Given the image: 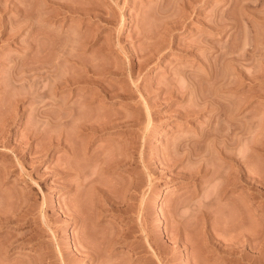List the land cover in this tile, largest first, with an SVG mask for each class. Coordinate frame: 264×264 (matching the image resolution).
Here are the masks:
<instances>
[{
	"label": "rangeland",
	"instance_id": "374dc122",
	"mask_svg": "<svg viewBox=\"0 0 264 264\" xmlns=\"http://www.w3.org/2000/svg\"><path fill=\"white\" fill-rule=\"evenodd\" d=\"M229 1L62 0L66 6H71L68 7L72 11L80 8L78 10L82 9V12L86 7L95 10L92 11L96 14L98 10L95 22H90L88 15L79 17L80 11L77 10L78 13L71 11L73 14H63L57 9L61 0H0V161L3 163L6 159L10 162L16 159L13 155L11 160L10 156L15 148L19 157L32 158L38 165L33 170L38 171L37 173L27 168L35 175L31 182L32 188L29 186L30 188L24 189H31V194L28 193L31 197L28 196L27 199L23 196V202L24 199L28 200L25 203L28 202L31 206L32 213L23 221L10 223L1 220H9L8 215L17 216L22 207L20 199H15L19 196L18 190L13 192L16 193L14 198L11 189L18 185L20 190L24 187L16 183L19 174L10 172L12 167L13 170L16 169L15 164H11L8 167L10 169L0 167V175H7V180H1L3 176H0V243L4 241L7 244L19 237H29L28 240L31 238L30 243L28 241L24 245L19 244V241L17 244L15 242L16 247L8 258H4L7 246H1L0 259H4L0 260V264H36L43 258L44 252L50 249L58 251V245L65 254V263L60 264H160L156 255L165 264H193L191 262H196L194 258L198 261L196 264H264V14L261 18L264 0H260V6L259 1L256 2L258 7H254L256 0H248L252 7L244 5L245 8L250 6L251 9H246L247 11H257L256 14L260 17L256 14L254 17L243 9L241 4H245L247 0H237L238 4L231 0L236 8ZM240 5L242 9L238 8ZM86 9L85 12L88 13L90 10ZM229 11L228 16L225 13ZM29 14L34 17L37 15L38 20L45 17L38 21L41 29H61L59 31L81 37L86 28L92 30L97 27V31L94 29L96 34L92 30L94 39L100 38V43L109 42V45H101L104 50L98 48L100 43L96 45L94 41L81 45L83 49L76 47L79 52L73 48L75 45L71 48L76 50L80 59L84 58L85 63L91 62L88 65L94 63L98 68L102 64L107 70L104 71L100 66L102 69H96L98 75H94L97 80L91 79L93 83L86 81L85 84L81 82L84 80V73L73 72L77 78L79 75L83 79H78L80 82L76 87L64 86L65 89L58 91L56 98H60L56 101L68 102L71 109L76 108L73 109L75 118L71 117L73 122L70 120L69 123L65 114L63 116V113H68V117L72 115L67 103L65 104L69 108L65 111L59 103L55 104L44 96V79H38L36 84L29 81L31 61L35 54L31 50L32 46L28 45L33 28L30 20L34 18ZM98 14L109 21L104 18V22L98 21ZM224 14L239 27H232L227 32L219 27L212 28L215 22L213 18L220 15L225 18ZM244 15L247 19L250 15L252 20L249 18L250 22L249 19L245 21L248 24L243 34L244 28L241 26L244 24L241 20H245ZM80 26L84 30H79ZM9 31L12 33L9 34ZM138 33L141 35L136 36ZM234 33L239 36L236 42ZM227 43L230 47L232 45L231 50L230 47L227 48ZM234 43L238 45L235 46ZM255 43L259 49L255 46L253 50ZM224 48L229 50L225 49L229 55L235 50L232 57L224 52ZM249 50H256V54L252 55L255 57H251L253 51L249 53ZM234 54L236 55L233 56ZM222 55L225 57L223 66ZM237 55L240 58H235ZM226 57L229 60L231 57V62L227 59V63H224ZM241 58L248 59L242 61L244 65L240 62ZM139 60L144 62H138ZM64 62L62 71L64 76L69 77L67 71L72 75L75 67L68 61ZM247 62L251 63L248 65ZM140 63L142 67L146 63V67L141 68L143 72L139 71L141 74L137 65ZM234 63L241 66L242 75L238 73L237 77L234 76ZM115 64L119 71H114ZM225 68L227 75L231 69L235 82L239 74L242 76L238 79L243 80L240 81L242 84L238 80L236 82L241 84L240 87L235 85L237 89H233L234 86H231L226 91L224 84L233 76L225 77ZM245 71L251 75L250 80H253L254 72L255 80H244L247 77L243 75L248 76ZM113 72H119L120 77ZM74 74L71 78H76ZM224 78L228 80L224 82ZM133 82L139 85L143 94L135 90ZM112 83L116 84L114 93L111 90ZM117 87L134 90V100L132 97L125 100L121 94L118 98ZM182 87L189 88L184 95L179 93ZM102 89L106 92L111 90L116 99L106 101L108 98L102 96ZM93 93L98 98L95 96L97 99L87 101L93 105L86 102L90 104L88 106H93L88 109L83 102L84 96ZM211 93L215 97L222 98L226 95L225 98H230L221 101H224V107H234L233 111L231 108L232 114L236 108L235 116L232 115L234 123L238 122L234 125L235 133L229 131L230 122L225 117H220L221 109L217 108L220 103H217V107L215 104V108L209 101ZM178 94L180 96L177 98ZM62 98L68 99L64 101ZM98 99L110 103H102ZM147 99L154 101L148 102V112L144 107ZM171 100H175L174 104H169ZM204 103H207L205 108ZM188 107L196 112L192 113V118V114L188 116L183 111ZM190 109L187 113H190ZM179 110L182 112H178ZM184 112L188 116L186 119L180 117L181 113L185 116ZM226 113L230 114L229 111ZM213 116L219 117V120ZM59 118L67 120V124L61 119L62 125ZM87 120L94 123L90 124ZM219 121L220 125L225 123L227 126L222 125L224 130L218 126ZM84 123L89 124L87 126L90 128L97 123L99 131L94 130L95 125L88 131ZM104 123L106 126L101 125ZM211 124L218 126L217 130H222L220 138H216L219 136H216L218 131L215 133L216 129ZM83 126L86 131L82 129L80 132ZM208 127L214 130L216 141L213 133L208 138H214L215 143L221 138L222 141L223 138H227V141L232 139V143L228 141L230 145L226 144L227 146L224 144L226 139L222 146L219 144L221 141L217 142L220 149L224 147L225 150V146L228 148L227 156L224 150L217 149L218 144L212 138L209 143L208 138L207 141L202 138L201 132L209 129ZM102 129L104 132H101ZM199 137L206 143L201 140L200 145ZM229 154L232 155L231 158ZM120 159L121 163L126 160V164H120L118 168L114 163L116 164V160L120 162ZM40 188L46 194L45 199H42ZM162 191L164 193L160 203H154ZM13 200H18L21 207ZM9 203L14 204L9 209L11 211L7 210ZM13 209H18V212L15 214ZM43 215L47 222L43 221ZM154 251L156 255L153 254ZM172 251L176 253V260L170 263ZM186 255L190 259L187 257L188 260H185Z\"/></svg>",
	"mask_w": 264,
	"mask_h": 264
},
{
	"label": "bare ground",
	"instance_id": "6f19581e",
	"mask_svg": "<svg viewBox=\"0 0 264 264\" xmlns=\"http://www.w3.org/2000/svg\"><path fill=\"white\" fill-rule=\"evenodd\" d=\"M90 1V0H89ZM231 1V0H230ZM229 1V2H230ZM233 1V0H232ZM235 1H237V0H234L233 2H235ZM243 1V0H242ZM242 1H241V3H242ZM257 1H259V6H260V4H262L261 2H260V0H256L255 1V4H254V7H258V5L256 4V2ZM262 1V0H261ZM47 2H48V0H47ZM51 2V1H50ZM58 2H60V1H58ZM61 2H62V0H61ZM233 2H230V5H233V7L235 6L234 4H231V3H233ZM240 2V1H239ZM249 2H252V0L251 1H249ZM46 3V2H45ZM52 3V2H51ZM63 3V2H62ZM62 3H59V4H61L60 5V7L59 8H57L58 10H60V11H62V13L63 14H65V13H67V12H70V14H73L72 12H74L75 13V11L77 10V11H80L79 12V17H83V16H86V15H88L87 17L90 19L89 21L90 22H93L94 20H95V18L97 17V16H95L98 12V10L96 11V14H94V12L93 11H95V10H90V8H87L86 9V7H85V9L86 10H88L89 12L87 13V12H85V9H83L84 11H82L81 12V10H78V9H80V8H77V7H73V8H77V9H75V11H72L68 6H70V5H68V6H66L64 3L62 4ZM91 3V2H90ZM240 3V4H241ZM95 4V3H94ZM97 4V3H96ZM235 4H236V2H235ZM237 4H238V1H237ZM248 4V0L245 2V4H241L242 5V7L244 6V5H247ZM252 4V3H251ZM64 5V6H63ZM241 5H240V7H238V8H240V9H242V7H241ZM248 5H250V4H248ZM257 5V6H256ZM58 6V5H57ZM239 6V5H238ZM251 6V5H250ZM250 6H248V8L246 7L245 8V6L243 7V9H245V11H247L246 9H249L250 8ZM71 7V6H70ZM80 7H81V5H80ZM87 7H89V5L87 6ZM92 7V6H91ZM94 7V6H93ZM96 7V6H95ZM100 7V6H99ZM252 7V6H251ZM56 8V7H55ZM82 8V7H81ZM235 8H236V6H235ZM56 9V10H57ZM96 9H99V8H97L96 7ZM101 9V8H100ZM251 9V8H250ZM259 8H257V10H258ZM262 9V8H261ZM74 10V9H73ZM237 10H239V9H237ZM237 10L235 11V12H237ZM253 10H254V8H253ZM72 11V12H71ZM76 11V13H78ZM100 11H102V10H100ZM100 11H99V13H100ZM228 11V10H227ZM226 11V12H227ZM240 11V10H239ZM254 11H256V8H255V10ZM259 11V10H258ZM261 11V10H260ZM34 12V11H33ZM37 12V11H36ZM59 12V11H58ZM65 12V13H64ZM103 12V11H102ZM241 12V11H240ZM239 12V13H240ZM250 13V10L249 11H247V13ZM61 13V14H62ZM242 13L244 14L245 12L244 11H242ZM247 13H245V14H247ZM256 13H258L257 11L254 13V12H252L251 11V15L252 16H254V14H256ZM34 14H35V12H34ZM55 14V13H54ZM56 14H57V11H56ZM225 14H227L228 16L230 15V11L228 12V13H225ZM224 14V15H225ZM261 14V13H260ZM264 13H262L261 14V18H262V15H263ZM29 15H31V14H29ZM33 15V14H32ZM31 15V16H32ZM58 15H60V13L58 14ZM99 15V14H98ZM101 15V14H100ZM99 15V17H100V19L98 20V21H103L104 22V20H103V18H102V16H100ZM227 15H225L226 17V19L224 18V16L223 15H220V16H216L215 18H213V20L215 19V22H213V26H212V28H215V27H219V28H222L223 29V31L224 32H227V31H229L230 30V28H232V27H239L238 26V24L237 23H234V21L233 20H231L230 18H227L228 16ZM231 15L233 16L234 15V13H232L231 12ZM256 15H259V14H256ZM37 16V15H36ZM36 16L34 17V16H32V17H34L33 19L31 18V20H30V18H29V20H30V25L33 27L32 28V32H30L31 33V35L29 36V42H28V45H31L32 46V49L31 50H33L34 52H35V54L33 55V57H32V61H31V67H30V74H29V76H28V78H29V81L32 83V84H36L37 82H38V79H44L45 80V83H44V85H43V89H44V94H46V95H44V96H46L47 98H49L50 100H52L53 101V103H59L58 101H56V100H58L59 98H56L57 97V94H58V91L59 90H61V89H63L64 88V86H74V87H76L77 85L76 84H79V82H80V80H78V79H83L81 76H79L78 75V78L76 77L77 75H75L73 72H82V73H84L83 75H84V80H81V82L83 83L84 82V84L85 83H89V81H91V79L92 80H94V79H96V76H94L95 75V73H97V70L96 69H98V68H103V70L104 71H107L105 68H106V66H104L103 67V65L101 64V65H96V66H98V68L97 67H95V65H88L89 63H91V62H84L85 60H84V58L83 59H80L81 57H79V55H77V53L75 52L76 50L78 51V49L79 48H82L81 47V45L82 46H84V45H88V44H91V42L93 43V41L95 42V44L97 45V44H99L100 43V38H98V39H100V40H98V39H94V33H95V30H96V28L95 27H93V29H92V27H91V29L92 30H94V33H93V31L92 30H88L87 28L84 30L83 29V26H80V28H78L79 30L80 29H83L84 30V33H81V37L80 36H76L75 34H70V33H68L67 31H65V32H62V31H59V30H61V29H59V30H56V31H49L48 29H41L39 26H38V21L39 20H41L42 18H45L44 16L41 18V19H37L36 18ZM62 16V15H61ZM113 16V15H112ZM235 16V15H234ZM245 16V17H244ZM243 17L245 18V20L243 21V19L241 20L242 22H243V26H241V27H243L244 29H242V30H244V32H242L243 34L245 33V26L248 24H245V21L246 20H248L249 18H251L250 17V15L248 16L249 18L247 19V17H246V15H244ZM264 16V15H263ZM39 18H40V16H38ZM58 17V16H57ZM98 17V18H99ZM220 17V18H219ZM224 18V19H221V18ZM236 17V16H235ZM255 17V16H254ZM253 17V18H254ZM259 17H260V15H259ZM63 18V17H62ZM102 18V19H101ZM109 18V17H108ZM113 18V17H112ZM238 18V17H237ZM256 18H257V16H256ZM105 19V21H109L108 19H106V18H104ZM239 19V18H238ZM28 20V21H29ZM43 20V19H42ZM251 20H252V18H251ZM87 21V20H86ZM95 22V21H94ZM247 22V21H246ZM249 22H250V19H249ZM83 23V22H82ZM86 23V22H85ZM87 23H89V22H87ZM99 23V22H98ZM101 23V22H100ZM106 23V22H105ZM111 23V22H110ZM234 23V25H232ZM108 24H109V22H108ZM87 27H88V25H86ZM97 26H98V24H97ZM106 27V26H105ZM110 27V26H109ZM172 27V26H171ZM11 28H13V27H11ZM170 28V27H169ZM168 28V29H169ZM233 28V29H234ZM89 29H90V27H89ZM225 29V30H224ZM229 29V30H228ZM236 29V28H235ZM103 30V29H102ZM172 30V28L170 29V31ZM241 30V29H240ZM11 31V30H10ZM8 32L9 34H11L12 32ZM12 31H13V29H12ZM78 31V30H77ZM97 31V30H96ZM138 31V30H137ZM141 31V30H140ZM78 32H80V31H78ZM83 32V31H82ZM235 32V31H234ZM72 33V32H71ZM86 33V34H85ZM141 33V32H140ZM140 33H138V35H136V36H139V34ZM83 34H85V35H83ZM96 34V33H95ZM98 34V33H97ZM235 34V33H234ZM85 36V37H83V36ZM141 35V34H140ZM97 35H95V37H96ZM99 36V35H98ZM232 36V38H233V34L231 35ZM231 36H230V38H231ZM235 37H236V39H235ZM237 37H239V36H236V34H235V36H234V39H231V40H234L235 42H236V40H237ZM201 41V40H200ZM233 41V42H234ZM103 42V41H102ZM100 43L99 45V47L98 48H102L103 46H101V45H109V42H108V44L106 43V42H103V43ZM119 42V41H118ZM232 42V41H231ZM231 42H228V43H231ZM228 43H227V45H228ZM235 44V43H234ZM237 44V43H236ZM236 44H235V46H236ZM75 45V46H74ZM76 45H78V46H76ZM80 45V46H79ZM238 45V44H237ZM252 45H253V43H252ZM72 46H74L73 48H75L76 49V47H78V49H74L75 51H73V49H71L72 48ZM90 46V45H89ZM256 46V43L254 44V47H253V50H254V48H256L255 47ZM228 47H230L229 45L227 46V48ZM231 47H232V45H231ZM231 47L229 48L230 50H231ZM227 48H224V52H226L227 53ZM234 48V47H233ZM83 49V48H82ZM85 49V48H84ZM86 49H87V46H86ZM103 49V48H102ZM225 49H227V50H225ZM257 49H259V47H257ZM73 52H72V51ZM104 50V49H103ZM252 50V51H253ZM96 51V50H95ZM94 51V52H95ZM100 51H102V50H100ZM234 51L235 50H232L231 52H233L234 53ZM250 52L249 53H251L252 51L251 50H249ZM79 52V51H78ZM103 52V51H102ZM228 52H229V50H228ZM75 53V54H74ZM80 53H81V51H80ZM226 53H225V56H226ZM232 53V54H233ZM248 53V54H249ZM79 54V53H78ZM232 54L231 55H229L228 53H227V55H229V56H231L232 57ZM254 54H256V50L255 51H253V54L251 53L250 55H251V57H255V56H252V55H254ZM236 54H234L233 56H235ZM249 55V56H250ZM231 57H230V60H229V58H227L226 57V61H224V63L226 62L227 63V59H228V61L229 62H231ZM250 57V58H251ZM235 58H240V56L238 57V55L235 57ZM223 59H225V57H223V55H222V66H223ZM242 59V58H241ZM245 59H247V58H245ZM245 59H242L241 61H240V59H239V61L240 62H242V61H244ZM84 60V61H83ZM131 60V59H130ZM236 60V59H235ZM248 60V59H247ZM263 60V59H262ZM64 61H68V62H70L74 67H75V70H73L72 71V73L75 75V77L76 78H71L72 76H73V74L71 75V72L69 73L68 71H67V73L68 74H70L69 75V77H66V76H64V72L62 71V64H64L65 62ZM246 61V60H245ZM100 62H102V61H100ZM138 62H144V60L143 61H141V60H139ZM137 62V63H138ZM233 62V61H232ZM98 63V62H97ZM97 63H95V64H97ZM103 64H104V62H102ZM130 63H131V61H130ZM243 63V65H244V62H242ZM241 63V64H242ZM248 63V65L251 63H249V62H247ZM71 64H70V66H71ZM85 64V65H84ZM98 64H100V63H98ZM144 64V66H145V64L146 63H143ZM231 64V63H230ZM246 64V63H245ZM261 64V63H260ZM131 65H132V63H131ZM133 65H135V64H133ZM138 65V72L141 70L142 71V69L141 68H143L142 67V64L140 63V64H137ZM73 66H71L72 68H73ZM101 66V67H100ZM233 69H234V73H235V77H237L236 75H238V73H240L241 75H242V73H241V66L239 67V65L238 64H236V63H234L233 64ZM118 67H119V65H118ZM146 67V66H145ZM224 67H225V65H224ZM77 68V69H76ZM101 68V69H102ZM132 68H134L133 66H132ZM243 68V67H242ZM74 69V68H73ZM79 69V70H78ZM116 69H118L117 68V66H116V64H115V68H114V71H119V69L118 70H116ZM130 69H131V66H130ZM144 69V68H143ZM226 69V76L225 77H228L229 75H231V76H233L232 74H231V69H229V75H227V68H225ZM261 69H263V67L261 66ZM100 70V69H99ZM121 71V70H120ZM252 71V70H251ZM251 71H250V73H251ZM253 71H255V70H253ZM99 72V71H98ZM100 72H101V70H100ZM99 72V73H100ZM134 72V71H133ZM143 72V71H142ZM141 72V73H142ZM246 72V74L248 75L249 73L247 72V71H245ZM244 72V73H245ZM81 73V74H82ZM102 73V72H101ZM100 73V74H101ZM114 73V72H113ZM116 73V72H115ZM114 73V74H115ZM119 73V72H118ZM118 73L117 74H115V75H117L118 76ZM140 73V72H139ZM140 73V74H141ZM208 73H210V72H208ZM237 73V74H236ZM255 73H257L256 71H255ZM255 73L254 72H252V74L254 75V77L256 78V76H255ZM68 74H66L67 76H68ZM78 74V73H77ZM132 74V73H131ZM130 74V75H131ZM240 74H239V76H240ZM97 75H98V73H97ZM120 75H122V72H121V74ZM209 75V74H208ZM208 75H206V78H208L207 76ZM225 75V74H224ZM223 75V76H224ZM260 75V74H259ZM233 76V80H234V77ZM239 76H238V79H240L242 76H240V78H239ZM244 77H247L246 79H244V80H247L248 81V79H249V81H253V80H255L254 79V77H253V80L251 79L250 80V76L251 75H248V76H245V75H243ZM98 77V76H97ZM120 76H118V78H119ZM209 77H210V75H209ZM230 77V76H229ZM98 78H100V77H98ZM101 79V78H100ZM99 79V80H100ZM225 80H224V82L226 81V80H228L227 78H224ZM230 80L229 79V82H225V84H224V86L226 87V91L228 90V88L229 87H231V86H234L233 87V89H237L236 87H235V85L236 86H241V82H243V80L241 79V80H238L239 81V83H241V84H237L236 82H237V80H236V82H235V80L233 81V80ZM236 79V78H235ZM97 80V79H96ZM119 81H120V79H118ZM121 80H122V78H121ZM87 81V82H86ZM117 81V80H116ZM241 81V82H240ZM92 82V81H91ZM222 82V84H223V81H220V83ZM93 83V82H92ZM134 83V87H135V90L136 91H139V93H142V91L140 90V88L138 87L139 85H137L135 82H133ZM132 83V84H133ZM95 84V83H94ZM220 85L221 87L223 86V85ZM76 85V86H75ZM82 85V84H81ZM93 85V84H92ZM111 86H112V88H111V90H114V87L116 88V84L114 85V83H112V84H110ZM79 87H80V85H78ZM118 86V85H117ZM126 86V85H125ZM127 86H129V85H127ZM89 87V86H88ZM132 87V86H131ZM224 87V88H225ZM73 88V87H72ZM119 88V89H118ZM125 88V87H124ZM65 89V88H64ZM106 89H108V88H106ZM109 89H110V86H109ZM117 89L121 92H119L118 90V92L117 93H119V94H117V97L119 98V96H120V94L121 95H123V96H121V97H123V98H125V100L126 99H129L130 97H132L131 99L132 100H134V96L133 95H135V94H132L133 92H134V90L133 91H129V89H127V88H125V89H121L120 87H117ZM127 89V90H126ZM230 89V88H229ZM232 89V90H233ZM105 91V89H102V90H100V91H102L103 92V95L102 96H104L105 98H108V99H106V101L107 100H114V99H116L114 96V92H116L115 90L113 91V93H112V91ZM132 90V89H131ZM189 90V88L188 87H182V89L179 91V93H180V95H184L185 94V92H187ZM222 90V89H221ZM71 91V90H70ZM99 91V90H98ZM141 91V92H140ZM229 91V90H228ZM92 93V92H91ZM97 93V92H96ZM101 93V92H100ZM112 93V94H111ZM223 93V92H222ZM73 94L75 95V92H73ZM143 94V93H142ZM142 94H140V96L143 98L144 96L142 95ZM224 94V93H223ZM69 95V94H68ZM70 95H71V92H70ZM69 95V96H70ZM73 95V96H74ZM119 95V96H118ZM179 94L178 95H176V97L178 98L179 96H180ZM214 95H215V93H214ZM221 95V94H220ZM61 96V95H60ZM68 96V97H69ZM72 96V95H71ZM70 96V97H71ZM98 96L97 94L95 95L94 93L93 94H88V95H85L84 97V100H83V102L85 103V105L87 106V108L88 107H93L92 105V103H90L91 101L90 100H93V99H97L96 97ZM136 96V95H135ZM138 96V95H137ZM205 96V95H204ZM204 96H202L204 99H208V97H204ZM209 96V95H208ZM210 96L212 97L213 96V94L211 93L210 94ZM216 96H217V94H216ZM229 97H232V96H230V95H228ZM121 97H120V99H121ZM134 97V98H133ZM139 97V96H138ZM211 97H210V100L209 101H211V103H213L214 104V107H215V104H216V107L219 105H217V103H220V105L217 107L219 110L221 109V111H220V113L221 114H223V115H221L220 113H219V111L216 109L215 111H218L217 113L218 114H220V117H225V120L227 119L229 122H230V124H231V126H230V124L228 125V128L230 129L229 131H231L232 133L235 131V123L237 122H235L234 123V121H235V118L232 116V115H234V113H236L235 112V109H234V113L232 114L231 112L233 111V108L232 107H230V105H227L226 103V105H227V107L225 106H223L222 104H223V102L221 101V99L223 100V99H229L230 100V98H225L226 97V95L225 96H223L222 97V95H221V97L222 98H219L220 96H217V97H215V96H213V99H211ZM56 98V99H55ZM122 98V99H123ZM145 98V97H144ZM64 101L65 100H67L66 98L64 99V98H62ZM104 99V98H103ZM130 99V100H131ZM146 99V98H145ZM144 99V100H145ZM149 99V98H148ZM147 99V101H145V103H144V107H145V109L147 110L146 112H148L149 110H150V105H149V103L151 102H154L153 100L152 101H149ZM202 99V98H201ZM203 99V101H205ZM232 99V98H231ZM98 100H100V99H98ZM208 100H206L207 102H208ZM49 101V100H48ZM51 101V102H52ZM87 101H90V102H87ZM96 101V100H95ZM101 101V100H100ZM104 101H105V99H104ZM103 101V102H104ZM111 101V102H112ZM205 101V102H206ZM227 101V100H226ZM61 102V101H60ZM86 102L87 103H90V104H92L91 106H88V105H90V104H86ZM102 102V101H101ZM100 102V103H101ZM102 102V103H103ZM115 102V101H114ZM149 102V103H148ZM174 102H175V100H171V102L169 103V104H174ZM233 102V101H232ZM232 102H231V104H232ZM49 103V102H48ZM65 103H67L68 104V102H64V103H59L60 105H61V107L65 110V109H67L68 110V106L65 104ZM95 103V102H94ZM101 103V104H102ZM104 103H110L109 101L108 102H104ZM210 103V104H211ZM50 105H51V103H49ZM54 104V105H55ZM58 104V105H59ZM131 104V106H133L132 105V103H130ZM210 104H208V105H210ZM230 104V103H229ZM69 105V104H68ZM84 105V104H83ZM103 105V104H102ZM137 105V107H140V106H138V104H135V106ZM153 105V104H152ZM204 105H206V106H203L204 108L205 107H207V103L205 104L204 103ZM70 106V105H69ZM106 106H108V105H106ZM210 106H212L211 108H213V105L211 104ZM210 106H208V108L210 107ZM53 107V106H52ZM57 107V106H56ZM60 107V106H59ZM85 107V106H84ZM104 107H105V105H104ZM134 107V106H133ZM215 107V108H216ZM221 107V108H220ZM229 107V108H228ZM86 108V109H87ZM135 108V107H134ZM214 108V109H215ZM226 108H228V110H226ZM231 108H232V111H231ZM237 108H238V105H237ZM240 108V107H239ZM239 108H238V110H239ZM53 109V108H52ZM70 109H71V106H70ZM73 109H75L76 110V108H72L71 110H72V115L70 116V117H68V113L66 114V113H63V111H62V113H63V116H64V114H65V116L67 117L66 119H68V121H69V123H70V120L73 122V119L75 118V114L73 113ZM89 109V108H88ZM138 109V108H137ZM187 108H185L183 111H186V115L188 114V116L190 115V114H192V113H194L195 111L193 110L192 111V109H190L189 107H188V112H189V109H190V113H187V110H186ZM225 110H226V112H228L229 111V113L231 114H228V113H226L225 112ZM52 111V110H51ZM50 110H49V112H51ZM61 111V110H60ZM59 111V112H60ZM66 111V110H65ZM192 111V112H191ZM214 111V110H213ZM237 111V110H236ZM178 112H182V111H178ZM70 113H71V111H70ZM151 113V112H150ZM196 113V112H195ZM52 114V113H51ZM78 114V113H77ZM148 114V113H147ZM216 114V113H215ZM183 115H185V112H184V114ZM186 115L185 116H182V113H181V116H180V113L178 114V117L180 116L181 118H188V116L186 117ZM193 116H191V118L192 117H194V114H192ZM214 115V114H213ZM72 116H74V118L72 117ZM148 116H149V114H148ZM216 116V115H215ZM215 116H213V117H215ZM219 116V115H218ZM235 116V115H234ZM73 119H72V118ZM64 118V117H63ZM190 118V117H189ZM216 118V117H215ZM219 118V117H218ZM218 118H216L217 120H219ZM60 119V118H59ZM62 119V118H61ZM61 119H60V122H61ZM77 119V118H76ZM148 119V118H147ZM223 119V118H222ZM238 119V118H237ZM50 120V119H49ZM65 120V119H64ZM64 120L62 119V122L63 123H65L64 122ZM92 120V119H91ZM211 120V119H210ZM215 120V119H214ZM224 120V119H223ZM224 120V122H226ZM66 121V123H65V125L67 124V120H65ZM88 121V120H87ZM90 121V120H89ZM88 121V122H89ZM96 121H99V120H96ZM148 121V120H147ZM212 121V120H211ZM220 121H222V120H220ZM219 121V125L218 126H221L220 128L222 129V130H224L223 129V127H222V125L224 126V127H227L226 125H225V123H223L222 125H220V122ZM61 122V124L62 125H64L63 123ZM79 122H81V121H79ZM84 122H86L85 120H84ZM101 122V121H100ZM149 122V121H148ZM151 122V121H150ZM149 122V123H150ZM213 122V121H212ZM223 122V121H222ZM82 123V122H81ZM87 123V122H86ZM90 124H93L92 123V121L91 122H89ZM97 123H99V122H97ZM96 123V124H97ZM227 123V122H226ZM96 124H94L93 126L95 127V129L94 130H96V132H98L99 130L97 129V126H98V124L96 125ZM100 124V123H99ZM106 123H104V124H101V125H105ZM210 124V123H209ZM208 124V125H209ZM228 124V123H227ZM237 124H238V122H237ZM87 125H89V124H87ZM87 125H85V123H84V126L86 127ZM101 125H99V127H101ZM107 125H108V123H107ZM111 125H113L112 123H111ZM212 125V124H211ZM211 125H210V127H211ZM78 126H80V123H79V125ZM84 126H83V128H81V130H79L80 132H82V129H84ZM92 126V127H93ZM106 126V125H105ZM104 126V127H105ZM213 126V125H212ZM218 126H213V127H215V128H213L214 130H215V133L218 131V133L216 134V136L217 135H219V136H217L216 138L218 139V138H220L221 136H220V132L222 131H220V128H219V130H217V128H218ZM81 127H82V124H81ZM91 127V128H92ZM98 127V128H99ZM103 126L101 127V128H103V129H107V127L106 128H104ZM109 127V126H108ZM114 127H116L117 128V125H115ZM119 127L121 128L122 126L121 125H119ZM206 127V126H205ZM238 127V125L236 126V128ZM87 128H88V131H89V129H91L90 127H88L87 126ZM86 128V129H87ZM101 128H99V129H101ZM207 128V127H206ZM209 128V127H208ZM212 128V127H211ZM211 128H209V129H204V131H202L201 129V134H202V138H204V140L205 141H207V139L206 138H208V137H210L211 136V134L213 133V131H212V129ZM92 129V130H93ZM103 129L101 130V132L103 131ZM109 129H112V127H110ZM115 129V128H114ZM118 129V128H117ZM227 129V128H226ZM2 130V129H1ZM85 130V129H84ZM91 130V131H92ZM108 130V129H107ZM238 130V129H237ZM86 131V130H85ZM228 131V130H227ZM79 132V133H80ZM104 132V131H103ZM226 132V131H225ZM215 133H213L214 134V138H215ZM223 133V132H222ZM227 133V132H226ZM226 133H224V136H225V134ZM230 133V132H229ZM235 133V132H234ZM236 133H237V131H236ZM7 134V133H6ZM27 134V133H26ZM200 134V135H201ZM212 134V135H213ZM4 135V134H3ZM229 135V134H228ZM236 135V134H235ZM234 135V136H235ZM7 136V135H6ZM233 136V135H232ZM232 136H230V137H232ZM237 136V135H236ZM235 136V137H236ZM66 137H68V136H66ZM201 137V136H200ZM199 137V139H200V141H199V139L197 140V141H199L198 143H200V145H201V143H202V141H204V140H202L201 138ZM238 137H239V135H238ZM6 138H8V136L6 137ZM5 138V139H6ZM212 138V137H211ZM211 138H208V143H209V139H211ZM214 138H212V141H213V139ZM216 138H215V141H216ZM68 139V138H67ZM226 139V143H224L225 145L227 144V145H230L229 143L232 141V139H231V141H229V143H228V141H227V138H225ZM225 139L223 138V141H225ZM229 139V138H228ZM233 139H236V138H234L233 137ZM239 139V138H238ZM237 139V140H238ZM58 140V139H57ZM202 140V141H201ZM204 141V143H206ZM221 141V143H219V142ZM217 142L219 143V144H221V146H222V143H223V141H222V138H221V140H218ZM234 141V140H233ZM1 142H2V140H1ZM66 142V141H65ZM68 142H69V140H68ZM210 142H211V140H210ZM214 142V141H213ZM216 142V143H217ZM3 143V142H2ZM31 143V142H30ZM203 143V145L205 146V144ZM215 143V142H214ZM214 143H212V144H214ZM215 143V144H216ZM217 143V144H218ZM232 143V142H231ZM233 143H235V142H233ZM26 144H28V141H27V143ZM217 145V149H219L220 151H222V150H224V147H223V149H222V147H221V149H220V145ZM223 144V146H225ZM30 145H32V144H30ZM207 145V144H206ZM226 145V146H227ZM216 146V145H215ZM214 146V147H215ZM225 146V152L227 151L226 150V147ZM231 146H233V145H231ZM219 147V148H218ZM216 148V147H215ZM230 148V147H229ZM33 149V148H32ZM35 149V148H34ZM228 149V148H227ZM38 150V149H37ZM12 151V150H11ZM18 151V150H17ZM17 151H15V148H14V150L12 151V155H10L11 156V160L13 159V155L15 156V158L16 159H13L11 162L10 161H6V160H8V159H6V160H4L3 161V163L2 164H0L1 166V168H3V169H6V168H8V167H11L12 165L14 166V164H15V166H14V169H15V167H16V169L15 170H13V167L10 169V168H8V169H10V172H14V173H16V175H18V177L16 178L18 181H16V183L18 182V183H20V184H22L23 186L22 187H24V188H22V190H20V189H18L19 188V185H18V187L17 186H13L14 188V190L13 189H11V191H12V193L11 194H13V192L14 191H16V189L18 190V195L19 196H21L20 198H19V196L17 197V198H15L14 197V195L16 196V193H14L13 194V197L15 198V199H20V201L19 202H21V203H19L20 205H22V207L21 206H19V204H18V200L17 201H14V202H17V205L19 206V207H21V212H19V214L17 213L18 212V209H19V207H18V209H13V212L15 211V214L17 213V216H11V215H8L9 213H7V215L8 216H11V217H8L7 216V218H10L9 220L7 219V220H1L2 222L3 221H5L6 223H10V222H19V221H23V220H25V218L29 215V213H32L31 212V206L28 204V202L27 203H25L26 202V200L28 199L27 197L28 196H30L31 197V195H29V194H31V189L29 190H24L25 188H28L29 186L31 187V182L32 181H34L33 180V178H34V175H32L31 174V172L36 168V166H38V165H36V161H34V159H32V158H29V157H26L25 158V156H18V154H17ZM29 151H32V150H29ZM219 151V152H220ZM223 151V152H224ZM222 152V153H223ZM224 152V154L226 155L227 153H229L228 151L225 153ZM221 153V152H220ZM6 155V154H5ZM222 155V154H221ZM230 155V154H229ZM30 156H33V158H34V155H30ZM227 156V155H226ZM23 157V158H22ZM232 157V155H230V158ZM124 158V157H123ZM10 159V158H9ZM20 159H23V160H20ZM25 159V160H24ZM119 160V159H118ZM123 160V159H122ZM124 162L123 163H125L126 164V160H123ZM38 162V161H37ZM116 162V164L114 163V166H118V168H119V166H120V164L121 165H125V164H123V163H121V159H120V162L119 161H115ZM232 162V161H231ZM12 164V165H11ZM113 165V164H112ZM111 165V166H112ZM110 166V167H111ZM26 167V168H25ZM123 167V166H122ZM32 170L31 172L28 170ZM113 168H116V167H113ZM121 168V167H120ZM127 168V167H126ZM39 169V168H38ZM57 169L58 170H60V168H58L57 167ZM12 170V171H11ZM37 170V169H36ZM117 170V169H116ZM5 172L7 173V171L5 170ZM4 172V173H5ZM9 172V171H8ZM9 172V173H10ZM36 173L38 172V171H35ZM34 171H33V173H35ZM15 175V174H14ZM40 175V174H39ZM44 175H45V173H44ZM1 177L3 176V179L1 178V180H7V175L6 174H3V175H0ZM13 176V175H12ZM36 176H38V174L36 175ZM40 177V176H39ZM42 178V177H41ZM9 181V180H8ZM44 181V180H43ZM4 182V181H3ZM13 182H15V181H13ZM37 183V182H36ZM14 184V183H13ZM11 186V185H10ZM29 187V188H30ZM0 188H1V186H0ZM32 188V187H31ZM10 189V188H9ZM3 190V189H2ZM40 191H41V194H42V199H45V192L43 191V188H40L39 189ZM29 193V194H28ZM163 193H164V191H162V193L161 194H159L158 196H157V198H156V201L154 202V203H156V204H159L160 203V200L162 199V197H163ZM27 194V195H26ZM4 195V194H3ZM23 196H24V198L26 197L27 199L25 200L24 199V201L25 202H23ZM29 197V198H30ZM10 199H12V198H10ZM4 200H5V198H4ZM8 200V199H7ZM11 201V200H10ZM9 201V202H10ZM13 201H12V203H13ZM28 201V200H27ZM30 201V200H29ZM22 202H23V204H22ZM44 203V202H43ZM16 204V203H15ZM25 204H26V206H25ZM14 205V204H13ZM13 205H11L10 203H9V208L7 209L8 211H11V210H9V209H12L11 207L13 206ZM29 206V208H30V210H28L29 208H28V206ZM44 205V204H43ZM15 206V207H16ZM16 207V208H17ZM28 209H27V208ZM30 211V212H29ZM66 211V210H65ZM12 212V213H13ZM11 214V213H10ZM5 215V214H4ZM13 215V214H12ZM31 215V214H30ZM45 215V214H44ZM44 215L42 216V219H43V221H46V220H44V218L46 217V215H45V217H44ZM4 218H6V217H4ZM28 218H30V217H28ZM27 219V218H26ZM46 219V218H45ZM5 222L3 223V225L5 224ZM47 222V221H46ZM1 223V222H0ZM2 224V223H1ZM44 224H46V223H44ZM47 225H49V224H47ZM49 227V226H48ZM51 229V228H50ZM167 233V232H166ZM3 236V235H2ZM4 237H6V236H4ZM3 238V237H2ZM1 238V239H2ZM21 237H19V239H14L15 241H11V239H10V241L11 242H7V244H6V242H2L1 241V243H3V244H6L5 245V247H3L4 245L2 244V245H0V247L2 246V248H6V246H7V248L5 249L6 251H5V253H4V258L5 257H10V255H11V251L13 250V249H15V247H16V244H17V242L19 243V244H23L24 245V243H26V242H28L29 241V243H30V241H31V238H30V240H28L29 239V237H27L26 239L25 238H21ZM33 238H36V237H33ZM39 239V238H38ZM3 240V239H2ZM5 241H7V239H4ZM9 240V239H8ZM40 241H41V239H40ZM175 241V240H174ZM177 241V240H176ZM15 242H16V244H15ZM47 242V241H46ZM179 242V241H178ZM0 243V244H1ZM177 243V242H176ZM180 243V242H179ZM50 244V243H49ZM58 245V244H57ZM151 245V244H150ZM178 245V244H177ZM180 245H182V243L180 244ZM47 246H48V244H47ZM51 246V245H50ZM52 247V246H51ZM174 247H176V246H174ZM58 251H56V252H54L53 250H47L48 252H44V255H43V253H42V255H43V260L41 261H38L36 264H60V263H65V257H64V252L62 251V249H61V247H59V245H58ZM171 249H173V247L171 248ZM178 249V248H177ZM2 251L4 250V249H1ZM15 251V250H14ZM170 251V250H169ZM178 251V250H177ZM4 252V251H3ZM168 253V252H167ZM153 254L154 255H156V253H155V251L153 252ZM170 254V253H169ZM178 254V253H177ZM175 255H176V253H174L173 251H172V253H171V256H170V259H169V261H170V263L174 260H176L175 259ZM208 255V254H207ZM206 255V256H207ZM3 256V255H2ZM40 256H41V254H40ZM40 256H38V257H40ZM181 256V255H180ZM211 256V255H210ZM38 257H36V258H38ZM42 257V256H41ZM168 257H169V255H168ZM167 257V258H168ZM177 257H178V255H177ZM176 257V258H177ZM186 258H185V260H188L187 259V255L185 256ZM1 258V257H0ZM3 258V259H4ZM6 258V259H7ZM155 258H156V260L157 261H159L160 262V264H165V263H163V262H161V259L159 258V256L158 255H156L155 256ZM189 258V257H188ZM203 258H205L206 259V257L204 256ZM209 258V257H208ZM213 258V257H212ZM3 259H0L1 261H3ZM46 259V260H45ZM47 259H49V260H47ZM190 259V258H189ZM193 259V258H192ZM197 259H199V258H197ZM45 260V261H44ZM180 260V259H179ZM11 261V260H10ZM154 261V260H153ZM194 261H196V262H198L197 260H195V258H194ZM33 262V263H34ZM140 262V261H139ZM184 262H187V261H184ZM196 262L194 263V262H191V263H193V264H196ZM169 263V262H168ZM173 263V262H172ZM188 263V262H187ZM190 263V262H189ZM200 263V262H199ZM157 264V263H156ZM206 264V263H205Z\"/></svg>",
	"mask_w": 264,
	"mask_h": 264
}]
</instances>
